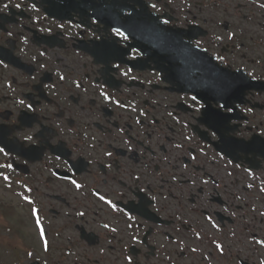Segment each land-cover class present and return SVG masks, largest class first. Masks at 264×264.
<instances>
[{"label":"flooded vegetation","instance_id":"1","mask_svg":"<svg viewBox=\"0 0 264 264\" xmlns=\"http://www.w3.org/2000/svg\"><path fill=\"white\" fill-rule=\"evenodd\" d=\"M93 2L0 0V203L35 208L50 242L35 226L13 255L264 264V86L219 95L233 72L264 81V0H125L143 19L125 33ZM149 17L190 33L180 51L143 38Z\"/></svg>","mask_w":264,"mask_h":264},{"label":"rangeland","instance_id":"2","mask_svg":"<svg viewBox=\"0 0 264 264\" xmlns=\"http://www.w3.org/2000/svg\"><path fill=\"white\" fill-rule=\"evenodd\" d=\"M31 229H32L33 231H35L34 226L31 227ZM26 233H27V232H26ZM25 236H26V235H25ZM23 237H24V234H23L22 236H20V239H17V241H18L19 243L23 242V241L25 240V237H24V238H23ZM17 241H16L14 238H12V242L15 243L16 245H18Z\"/></svg>","mask_w":264,"mask_h":264}]
</instances>
